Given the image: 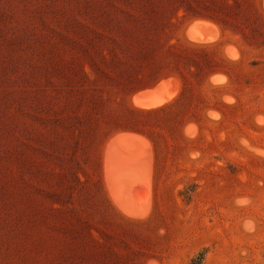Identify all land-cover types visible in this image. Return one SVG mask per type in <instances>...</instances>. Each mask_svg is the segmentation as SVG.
I'll return each mask as SVG.
<instances>
[{
  "label": "rangeland",
  "instance_id": "374dc122",
  "mask_svg": "<svg viewBox=\"0 0 264 264\" xmlns=\"http://www.w3.org/2000/svg\"><path fill=\"white\" fill-rule=\"evenodd\" d=\"M253 1L0 0V264H190L202 250V264H264ZM181 42L218 46L231 83L214 73L199 86L221 64ZM170 51L201 64L187 86ZM208 106L225 116L208 108L199 126Z\"/></svg>",
  "mask_w": 264,
  "mask_h": 264
},
{
  "label": "trees",
  "instance_id": "16d2710c",
  "mask_svg": "<svg viewBox=\"0 0 264 264\" xmlns=\"http://www.w3.org/2000/svg\"><path fill=\"white\" fill-rule=\"evenodd\" d=\"M256 4V1H253V5ZM204 19L207 21H210L214 24H216L217 26H219L221 28V30L225 31L227 29V23L225 20H220V18H217L216 16H212L210 14H204L202 12H193L192 14L188 15L186 17L187 20L189 19ZM185 19V20H186ZM229 29V28H228ZM241 51V54H244V47L243 44L241 43L240 40H235V42H233ZM182 47L184 48V51H190V52H194V53H201V54H210L212 57H215V60L218 62H220L221 66L216 65V66H212L210 67L206 72L202 73L201 78H199V82L198 85L199 86H203L205 85V83L207 82L208 78L214 74V73H222L225 74L228 79L230 80V83L232 81V74L230 72V67H234L236 66V64L230 62L229 60H227L223 54L221 49L218 46H193V45H188L185 44L183 42H181ZM172 61V66H170L169 68H167V71L169 72H174L176 74H178L180 76V78L183 81V84L185 86H187L189 84V78H188V73H191L193 75L197 74V73H192V71H196V69H201V64H199V62H197L192 56H187L185 53L183 52H177V53H173V52H169L168 54V60ZM159 76L155 77L154 80H156V78H158ZM138 89V88H137ZM135 89V90H137ZM135 90L131 91L130 93L134 92ZM129 93V94H130ZM176 102V99L171 103L168 104L166 106L160 107L158 109L152 110V111H138V110H133L131 108L130 111H133L134 113L140 114V115H153L155 113H163L165 112V110H170L169 108L173 105V103ZM219 107V106H218ZM217 106H208L205 107L202 111H201V117H198L196 119H193L199 126H202L205 124V117L203 115L204 111L208 108H218ZM219 109V108H218ZM221 110V109H219ZM222 112V110H221ZM224 114V112H222ZM225 116V114H224ZM188 122V121H187ZM184 122L182 123V125L180 126V133L182 131V128L184 127V125L187 123ZM118 129H135L137 131L140 132H145L146 135H148V137L150 139H152V137L149 136V133L142 128L141 126H138L136 124H130V125H124V124H118L115 125L111 131H115ZM182 140L183 138L180 137ZM146 259H150L153 258V256H146ZM157 258V257H156ZM205 258V252L202 250L200 251L196 256H193L190 258V264H202L203 260Z\"/></svg>",
  "mask_w": 264,
  "mask_h": 264
},
{
  "label": "bare ground",
  "instance_id": "6f19581e",
  "mask_svg": "<svg viewBox=\"0 0 264 264\" xmlns=\"http://www.w3.org/2000/svg\"><path fill=\"white\" fill-rule=\"evenodd\" d=\"M134 210V209H133Z\"/></svg>",
  "mask_w": 264,
  "mask_h": 264
}]
</instances>
